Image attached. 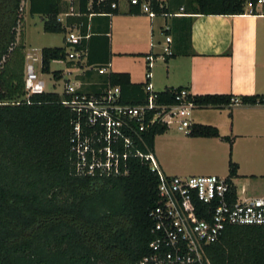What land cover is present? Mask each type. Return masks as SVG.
<instances>
[{"label": "trees", "instance_id": "16d2710c", "mask_svg": "<svg viewBox=\"0 0 264 264\" xmlns=\"http://www.w3.org/2000/svg\"><path fill=\"white\" fill-rule=\"evenodd\" d=\"M258 1L196 0L183 11L240 15L246 2L255 6ZM25 5L31 16L41 18L45 33H64L58 16L69 7L62 0H0V264H138L151 241L157 177L133 156L126 176L76 175L70 144L74 115L61 103L65 93H30L25 88ZM86 7L87 1L80 0L83 13L112 11L107 4ZM152 9L168 12L154 1ZM190 23L191 17L189 28ZM177 36L186 39L184 26ZM40 56L42 73H49L50 63L64 61L66 54L64 48H43ZM53 77L60 79L61 72ZM108 83L120 88L124 103L136 105L145 98L146 83L131 84L127 73H110ZM181 89L156 92L157 101L173 104ZM188 100L194 108L220 109L261 105L264 96L208 94L189 95ZM166 130L148 127L139 134L141 140L135 138V148L153 152L154 138ZM187 136L220 137L215 127L200 124L191 125ZM228 169L231 184L237 166L229 161ZM207 255L211 264H264V226L226 227Z\"/></svg>", "mask_w": 264, "mask_h": 264}, {"label": "crops", "instance_id": "0c3cea01", "mask_svg": "<svg viewBox=\"0 0 264 264\" xmlns=\"http://www.w3.org/2000/svg\"><path fill=\"white\" fill-rule=\"evenodd\" d=\"M62 1L69 7L58 16L65 27L61 48L66 51L65 37L69 28L77 27L82 35L88 36L81 42L85 52L83 61L77 64L66 61L70 67L65 73L74 78L73 83L66 82L81 93L96 95L108 82L110 73H127L131 84L149 82L155 92L184 88L192 96H264V14L260 0L251 7L246 2L244 14L240 15H188L179 10L186 5H180L178 11L171 9L167 13L180 15L163 17L165 24L163 20L160 25H153L152 19L147 24L142 14L127 3L114 11L92 14L79 11L80 0H74L72 7ZM26 12L27 5L24 15ZM147 25L150 26L148 37ZM165 25L170 27L166 33L163 32ZM183 26L184 41L177 36ZM23 31L27 65L32 56L26 51L25 19ZM160 31L172 39V55L159 59L164 69L162 77L158 69L152 71L156 57L162 56L164 40L158 37ZM139 56L141 58H137ZM147 56L153 57L150 65ZM130 59L136 60L131 62ZM39 64L41 69V56ZM147 71L151 75L149 80L145 78ZM56 72H61L63 77V70ZM41 86L39 81L34 83L33 93L45 92ZM214 114L217 116L213 117ZM190 123L215 127L220 137L184 134L175 140L166 132L167 128L154 138L153 144V154L163 173L168 176L214 175L227 179L231 161L237 166L236 176L231 179L236 197L239 200L264 198V146H258L259 142L264 143V105L194 108ZM225 138L231 141V147ZM240 141H244V146H238ZM177 142L191 150L217 151L222 160L217 165L202 168L173 164L165 155Z\"/></svg>", "mask_w": 264, "mask_h": 264}, {"label": "built area", "instance_id": "2783aa9c", "mask_svg": "<svg viewBox=\"0 0 264 264\" xmlns=\"http://www.w3.org/2000/svg\"><path fill=\"white\" fill-rule=\"evenodd\" d=\"M65 1L72 7L74 0ZM121 1L149 19L159 15H180L156 13L152 9V1L162 9L165 8L163 0ZM119 2L87 0V10L94 5L105 4L116 10ZM248 6L251 7V4ZM179 10L182 12L183 8ZM58 20L62 21L61 18ZM169 29L165 25L163 32ZM164 36L162 57H169L172 55V39ZM87 37L77 27L67 29V62L77 64L83 61L85 52L81 42ZM146 60L150 65L153 57L147 56ZM150 76L147 71L145 78L149 80ZM36 80L33 65L27 64V91H34ZM63 93L61 103L74 115L70 144L76 175L92 179L126 176L129 158L133 156L145 162L157 177L158 201L150 212L151 241L147 254L138 264H211L207 250L219 240L226 227L264 226V198L239 200L236 194L234 196L230 182L219 176H168L161 170L153 152L143 153L135 148V138L141 140L139 134L150 126L169 128L175 125L177 131L189 134L194 103L188 100V90L182 88L175 94L173 104H165L157 101L156 92L147 82L143 87L145 98L136 105L121 103L120 88L108 82L96 95L81 93L73 84H67ZM238 102L237 99L231 100V103Z\"/></svg>", "mask_w": 264, "mask_h": 264}, {"label": "rangeland", "instance_id": "374dc122", "mask_svg": "<svg viewBox=\"0 0 264 264\" xmlns=\"http://www.w3.org/2000/svg\"><path fill=\"white\" fill-rule=\"evenodd\" d=\"M196 0H163L162 4L163 6L167 9V13L171 11H178V7L180 5H186V7H190V5H195ZM125 1L119 2V6L122 7L125 5ZM162 13V12H161ZM142 14V13H140ZM141 18L146 20L147 24L150 21L147 15L142 14ZM25 19V30L27 32L26 36V51L29 53L32 57V60L29 62L31 65L34 67L35 74L37 75V80L35 83L38 81L42 83V90L45 92H55L58 93V95H62V92L64 91L65 85L67 84L66 80L70 83H73L74 78L72 75H66V69L70 67L66 65V60L65 61H52L49 65V73H42L40 67H39V58H40V50L45 47V48H61L64 46L63 44V39L65 34L64 33H45L42 30V20L39 16L34 15L31 16L28 12H26V15H24ZM152 20L155 21L153 25H160L162 24V21L164 20L165 24V18L163 16H156ZM167 21L170 22V19L168 18ZM168 22V23H169ZM169 25V24H168ZM149 27L147 25V37L149 36ZM158 29V28H157ZM160 40H164V35L160 31ZM141 58V56L137 57ZM161 58V59H160ZM162 56H157L155 63H154V68L152 71L157 70L159 71V77H162L164 75V69L161 66V61ZM131 62L135 61L134 59H130ZM114 69V68H113ZM58 70H63V77L60 79L56 80L53 77V73L58 71ZM30 92V91H29ZM33 93V92H30ZM60 95V96H61ZM217 115L214 114L213 117ZM167 133L171 134L172 138L177 140L178 136L184 135L185 133L179 132L176 130L175 125H172L169 127V129L166 131ZM238 146L243 145L244 146V141H240L238 143ZM258 146L261 148L264 146V143L259 142ZM165 157H167L170 161L173 162V164L177 165H182L186 166L187 168L191 167H210L212 165H217L221 162L222 156L220 153L217 151H212V150H191L190 148H185L184 146L180 145V142L176 143L173 147L169 148L167 151ZM223 176V175H220Z\"/></svg>", "mask_w": 264, "mask_h": 264}]
</instances>
